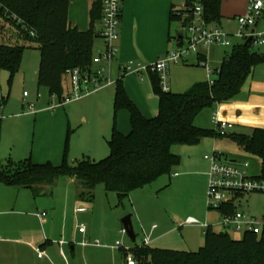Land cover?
Returning <instances> with one entry per match:
<instances>
[{"label": "crops", "instance_id": "1", "mask_svg": "<svg viewBox=\"0 0 264 264\" xmlns=\"http://www.w3.org/2000/svg\"><path fill=\"white\" fill-rule=\"evenodd\" d=\"M92 1L68 0L67 20L70 27L79 31H87L90 28L89 13ZM185 1L121 0L119 39L116 42L118 52L112 62L110 73L115 74V80L122 78L129 98L148 118L155 116L158 111V97L153 92L148 73L143 74L142 78L132 73L122 75L121 67L130 61L147 64L154 62L159 56L165 54L171 45H176L175 38L182 33H171L173 21L169 19V15L172 9H181ZM247 2L248 0H222L221 20L216 26L222 28L223 21H229L228 23L231 21L234 26H237L235 18L245 12ZM101 27V20L97 21L94 26L97 33L94 40L97 54L105 48L100 36ZM257 28L264 32V18L259 19ZM11 29L12 31L6 30L0 21V38L12 44H21L20 34L14 33V28ZM234 29L232 27L226 30L234 33ZM26 49H34L38 53L34 82L38 89L47 93L48 97L39 102L43 94L37 90L33 102H28L34 103L33 107L21 111L19 101L14 103L9 91L1 92L3 107L0 116V161L5 162L8 159L19 161L30 158L37 164L50 162L53 165H59L65 151L68 162L70 160L74 162L83 156H89L95 160L103 158L105 140L107 141L111 134L114 121L112 114L115 87L110 88L113 85H109L105 89L101 88L89 97L94 99L100 110L108 111V116L103 115L99 121L85 126L80 134H77L78 125L74 120L78 117L80 121L88 123V117L76 108L69 110L64 105L48 106L53 97L45 88L37 84L39 51L33 46H28L23 54ZM206 49L201 50L206 61L209 59L212 64L216 61L220 62V59H214L213 55L209 57L208 54V58ZM23 54L16 73L24 69ZM222 59L223 56L221 61ZM94 67L96 68L93 65L92 69H95ZM212 68L216 69L218 66ZM6 73L7 81L10 83L9 74L7 71ZM206 76V70L202 66L171 63L169 89L175 93H182L195 83L205 81ZM215 109L218 110L221 120L232 125L230 129L235 125L264 129V63L254 68L248 82L237 96L227 102H219L213 111ZM194 124L202 126L196 119ZM115 126L124 134L130 131L128 111L122 109L116 113ZM73 127H76V131L73 130L68 137ZM28 129L31 130L30 138L27 136ZM221 139L206 138L202 141L211 140L218 143ZM172 150L179 155V147H172ZM193 151L194 148H191L187 153V159L182 161L185 164L177 166V171L173 170V175L180 181L178 183L184 182L183 177L194 176L202 180L201 177L206 176L205 165L199 163L203 160L195 157ZM203 159L209 162L204 156ZM68 179L73 185V190H66L59 196H55L52 189L48 188L34 196L29 189L0 183V264H127L126 257L134 244L131 240L126 246L115 247L117 241L115 243L108 241L102 227L99 230L84 229L83 232L79 231V228L77 231L70 228L68 222L71 200L75 196L74 202H92L93 199L90 201L80 199L74 180ZM45 196L50 198L45 201L39 199ZM76 207L83 206L75 204L73 210L75 213L87 211L86 207H84L85 211H77ZM39 212H45L42 219L36 215ZM217 219L213 220L217 221ZM217 223L218 221L209 223L210 228L216 231L214 226H219ZM40 251L41 256L38 255Z\"/></svg>", "mask_w": 264, "mask_h": 264}, {"label": "trees", "instance_id": "2", "mask_svg": "<svg viewBox=\"0 0 264 264\" xmlns=\"http://www.w3.org/2000/svg\"><path fill=\"white\" fill-rule=\"evenodd\" d=\"M102 1L93 0L90 8V28L79 31L70 27L67 20L68 0H0L11 21L19 31L21 44L0 41V70L9 74V81L18 70L23 51L35 47L40 60L37 84L54 95L59 103L64 100V81L67 70L80 68L91 71L93 45L97 37L94 26L102 17ZM222 0H202L204 22L216 25L221 20ZM172 9L169 19L185 26L190 23L189 6ZM0 16L3 17L2 11ZM264 18V9L262 17ZM30 31L34 34L30 35ZM176 41L182 43L183 33ZM203 59V55H197ZM264 63V51H257L251 42H236L223 56L215 69L212 82H198L182 93L165 91L156 73L149 72L152 89L158 97V111L153 117H145L129 98L122 78L115 80L113 99L114 121L107 140L109 154L99 160L83 156L69 163L66 151L59 165L50 162L34 163L30 158L19 161H0V183L26 188L34 196L40 194L43 184H53L59 178L75 182L78 197L90 201L95 189L103 185L106 192L116 193L118 199L128 197L133 190L143 188L162 174H169L180 162L173 152L174 145H193L206 138H229L243 151L256 155L261 161L264 181V129L253 128L250 135H221L214 129L194 124L195 117L205 107H214L221 101L237 96L251 77L254 68ZM126 110L130 117V131L120 132L115 126L116 113ZM42 190V189H41ZM224 213H232L234 205H224ZM264 217V213H263ZM204 244L196 251L153 247L133 242L130 249L136 264H264V228L260 233L245 232L240 239H233L227 231L204 232ZM132 256V254H131Z\"/></svg>", "mask_w": 264, "mask_h": 264}, {"label": "rangeland", "instance_id": "3", "mask_svg": "<svg viewBox=\"0 0 264 264\" xmlns=\"http://www.w3.org/2000/svg\"><path fill=\"white\" fill-rule=\"evenodd\" d=\"M0 18L1 24L6 27V30L12 31L11 28L14 27L12 26L11 21H7L1 16ZM225 22H227V24H225ZM228 22L229 21H223L222 28L226 30L233 27L235 28V31L233 32H236L238 26H234L231 21V24ZM261 23H263V21H261ZM13 31L18 35L20 34L15 28ZM177 32L183 33L184 31L179 22L173 21L171 33L175 34ZM235 41L239 42L237 40ZM172 47L173 46L171 45L170 48ZM231 48L232 46H209L205 50L207 57L208 54L209 57L210 55H213L214 59H220V62L217 63L216 61L212 64L208 59L207 64L210 67H219L222 56H224L226 52L230 51ZM96 49V44H94L92 50L93 56H96L97 54ZM254 49L257 51H263L264 46H258ZM198 61L199 59L197 55L192 54L188 58V61L177 64H196L201 66ZM22 65L24 66V69L19 70L13 76L10 83L7 81L6 71L0 70V91L5 93L9 91L13 102L15 103L19 101V108L21 111H26L30 108L28 106V102H33L32 100H34L37 90L43 94V97L38 100L39 102H42L48 96L44 90L40 88L38 89L34 82V70L38 65L37 51L34 49H26L23 54ZM92 65L97 66L95 64ZM214 76L215 75L212 74L211 78H214ZM104 77H109L111 82L109 84L102 85L97 90H93V87L90 86L89 93H84L79 99H74L68 79L64 81L65 90L64 100L61 102L62 104L59 103L56 97L51 96L53 99L51 98L52 102L48 106L54 107L55 105L56 107L64 105V107L66 106L69 110L71 108H76V110H79L80 113H84L86 117H88V123L83 120L80 121V118L78 119V117L74 120V122L78 125L77 134H80L81 130L85 126L99 121L100 117L102 118L103 115L108 116V111L104 112L100 110L97 103L93 101L94 99H89L90 96L95 94L96 91L98 92L101 88L105 89V87L107 88L109 85H113V87L110 88L115 87V74L111 75V73H105ZM142 77L143 75L141 78ZM205 81H208L207 76ZM24 91H26L29 96H23ZM227 101L229 100L221 102ZM213 109V106L205 107L195 117V119L202 125V128H215V124L212 121ZM112 118L114 120V112L112 114ZM73 130L76 131V127L72 128L68 137H70ZM252 130L253 128L250 127L245 128L235 125L232 129L227 131V134L250 135ZM30 135L31 130L28 129L27 136L30 138ZM104 146L105 155L103 158L109 153L106 140ZM175 146L180 148V162L173 167L171 172L169 174H162L152 183L143 188L131 191L128 197L123 198L121 201L118 199L116 193L106 192L103 185H98L96 187L92 202H74L75 196L71 200L70 204L71 213L69 215L70 220L68 222L70 228L77 231L80 227H84V229L88 230H99L100 227H102L106 238L109 239L108 241H112L113 243H115V241H119L121 245L126 246V244L130 242V239L126 233L121 232V229L123 228L121 219L130 214L131 223L136 235L135 244L141 245L144 237L149 235V244L153 247L185 251L198 250L199 247L204 244L205 240V230L200 227V223H216L219 219V213L209 210L207 205V176L201 177L203 178L202 180L194 176L183 177L184 182L178 183L180 181L176 179L175 175H173V172L178 170L177 166L185 164V162L182 161L187 159V153L191 150V148H194V156L203 160V162L199 163H203L205 165V168L207 169L205 173L208 171L209 162L204 161L203 156L205 154H211L214 150L222 152L228 160H235L238 163L248 162L247 172L250 176L254 177H258L261 174V161L258 156L240 149L236 143L231 141L229 138H222L218 143L207 140L193 145H174L173 147ZM69 163H72V160H70ZM41 187L43 189H39L40 193L48 188L52 189L55 196H59L60 193H63L66 190H73V185L70 183L68 178H59L53 184H43ZM49 198L50 197L45 196L40 197L39 199L45 201ZM238 202V208L246 215L254 217L255 219L262 218L264 213V192L254 191L251 194L241 195L238 197ZM75 204L86 207L87 211L83 213H75L73 211ZM214 218H218L217 221H214ZM189 219L195 221L197 224L186 223ZM116 227L118 228L117 230ZM214 229L216 231H221L220 226H214ZM229 234L233 239H240L242 237L241 232L232 231L229 232ZM100 241L101 240H99V242ZM131 254L133 260L136 261L132 252Z\"/></svg>", "mask_w": 264, "mask_h": 264}, {"label": "built area", "instance_id": "4", "mask_svg": "<svg viewBox=\"0 0 264 264\" xmlns=\"http://www.w3.org/2000/svg\"><path fill=\"white\" fill-rule=\"evenodd\" d=\"M182 8H185V4ZM264 9V0H248L246 10L243 14L236 16L237 30L229 33L220 26L209 25L204 22L202 0H193L189 6L190 23L182 26L183 39L182 43L177 42L175 46L170 48L165 54L159 56L154 62L142 63L130 61L121 67V74H137L142 76L145 73H156L160 80V86L163 90H169V65L171 63H180L188 61L192 55L201 54L202 49H206L211 45L221 47H231L236 41H249L253 48L264 46V32L257 28V23L262 17ZM0 11L3 17L15 19L14 16L8 15V11L2 7L0 3ZM121 16V0H103L102 1V17L100 36L104 42L103 51L93 57V64L97 65L91 71H83L80 68H71L67 70L68 81L71 86L74 99H79L84 93H89V87L97 90L104 84L111 82L109 77H104L105 73L110 74L111 65L117 55L116 42L119 39V26ZM30 31V35L33 36ZM206 70L208 82H212L211 75L215 73V69L207 64L206 59L198 61ZM24 96L28 93L24 91ZM40 96V94H37ZM55 97L54 95H52ZM30 108L32 103H28ZM3 107V99L0 91V116ZM212 121L215 129L221 135H224L232 125L220 119L218 110L212 113ZM204 158L209 161L207 176V205L209 210L219 213V225L223 231H236L244 234L245 232L260 233L264 228V217L255 219L246 215L238 206V197L245 194H251L254 191L264 192V181L257 177L250 176L247 172L248 162L238 163L235 160H228L220 151L214 150L211 154H205ZM234 205L235 211L232 213H224L221 207L224 205ZM84 207H76L77 211H85ZM40 219L45 212L36 214ZM186 223L197 224L189 219ZM200 226L206 231L211 227L207 222L200 223ZM79 231L83 232L84 227H80ZM122 233H126L125 229H121ZM144 244L149 243V237L145 236ZM85 244V242H84ZM121 246L119 241L115 247ZM63 254V252L61 251ZM41 256L42 252H38ZM127 264H135L131 254L126 257Z\"/></svg>", "mask_w": 264, "mask_h": 264}, {"label": "water", "instance_id": "5", "mask_svg": "<svg viewBox=\"0 0 264 264\" xmlns=\"http://www.w3.org/2000/svg\"><path fill=\"white\" fill-rule=\"evenodd\" d=\"M247 42H248V41H246V43H247ZM121 223H122L123 228H124L125 231H126V234H127L128 238H129L132 242H135L136 235H135V233H134L133 226H132V223H131V215L128 214V215L124 216V217L121 219Z\"/></svg>", "mask_w": 264, "mask_h": 264}]
</instances>
